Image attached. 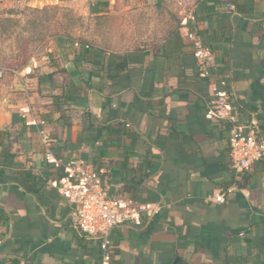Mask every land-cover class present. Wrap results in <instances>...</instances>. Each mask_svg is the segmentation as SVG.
I'll use <instances>...</instances> for the list:
<instances>
[{
	"label": "crops",
	"instance_id": "obj_1",
	"mask_svg": "<svg viewBox=\"0 0 264 264\" xmlns=\"http://www.w3.org/2000/svg\"><path fill=\"white\" fill-rule=\"evenodd\" d=\"M85 1L0 0V36L16 23L33 24L25 13L55 6L76 12L85 8ZM145 1H158V9L161 1L171 3L180 10L173 27L204 17L212 28L228 29L230 40L214 50L212 79L228 82L241 111L237 120L255 122L257 136L264 140V0ZM137 3L97 0L89 11L95 4V15L108 8L129 11ZM195 23L204 27L202 20ZM169 28L143 34L147 44L132 50L100 46L96 54L106 58L139 49L148 66ZM67 38H55L61 44L60 64L33 60L14 71V90L0 101V132L8 136L4 146L19 165L2 167L0 212L9 220L0 219V264H99L98 243L70 226L68 202L57 199L45 208L11 181L19 170L44 178L48 166L41 131L55 139V158L94 170L110 195L160 207L151 223L113 229L112 264H264V158L247 174H236L237 183L229 185L228 133L203 116L205 99L191 81L177 79L164 64L149 96L140 93L145 72L128 79L125 89H112L101 77L104 70L95 74L100 66L92 68L67 54ZM218 195L223 202H216Z\"/></svg>",
	"mask_w": 264,
	"mask_h": 264
},
{
	"label": "built area",
	"instance_id": "obj_2",
	"mask_svg": "<svg viewBox=\"0 0 264 264\" xmlns=\"http://www.w3.org/2000/svg\"><path fill=\"white\" fill-rule=\"evenodd\" d=\"M184 37L191 44L200 77L207 76L208 64L213 61L211 51L202 45L194 33L185 32ZM75 47H80V44L75 43ZM3 74L4 71L0 69V79ZM210 90L212 99L208 103L206 118L234 124L227 139L230 167L235 174H244L264 158V140L258 138L255 122L249 125H235L237 118L233 114L230 101L234 98L232 89L219 90L215 84H211ZM40 143L45 164L52 166L54 170H61L64 175L49 184L70 205V226L79 234L98 243L99 264H110L113 252L110 236L113 229L127 225L142 226L144 220L149 221L159 213L160 207L158 204L139 203L130 198L110 195L108 188L102 185L94 170L82 162H63L55 158L51 152L55 139L47 132H40ZM215 200L221 203L224 198L218 195Z\"/></svg>",
	"mask_w": 264,
	"mask_h": 264
},
{
	"label": "rangeland",
	"instance_id": "obj_3",
	"mask_svg": "<svg viewBox=\"0 0 264 264\" xmlns=\"http://www.w3.org/2000/svg\"><path fill=\"white\" fill-rule=\"evenodd\" d=\"M96 1L86 0L85 8L76 12L55 6L25 13L23 15L33 24L16 23L10 33L0 36V69L4 71L0 79V101L14 90V71L31 65L33 60L44 64L61 63L62 56L57 53L61 44L56 41L57 36L68 37L69 44L84 41L95 50L101 46L122 52L147 44L143 34L166 31L180 16V10H175L171 3L161 1L162 7L158 9V1L147 5L145 0H137V5L129 11L107 7L101 11L104 14L95 15L90 13L89 6ZM133 34L139 37L134 39Z\"/></svg>",
	"mask_w": 264,
	"mask_h": 264
},
{
	"label": "trees",
	"instance_id": "obj_4",
	"mask_svg": "<svg viewBox=\"0 0 264 264\" xmlns=\"http://www.w3.org/2000/svg\"><path fill=\"white\" fill-rule=\"evenodd\" d=\"M97 6L90 7V13H97ZM103 6V5H102ZM240 11L236 6V11ZM240 13V12H239ZM243 13V12H242ZM212 15H208L211 17ZM203 21L204 27L202 29L196 28L197 21ZM195 22L193 24H187L185 26L177 25L169 28L166 33V37L160 45L159 54L154 55L151 64L144 67L146 63V55L141 50H134L132 52H127L123 54H109L106 58L96 54V50L93 48H85L87 45L84 41L80 42V47L75 48L74 43H71V40H67L64 45V50L67 54L72 55L73 58H77L81 63L90 65L92 68L100 66L96 71V75H99L101 71L104 70V74L102 77L103 80L109 82V86L112 89L123 90L125 89V82L132 77L141 76L143 72V84L141 87L140 93L144 96H149L152 89L153 84L156 82L157 78V70L159 65H169L172 69V72L175 73L177 79L186 80L185 84H188V81H191L189 85H193V87L198 90V94L205 99L206 106L203 110V116L206 117V112L208 109V103L212 99V94L210 90L211 84H215L219 90H229L228 82H221L222 80L215 81L212 79L211 68L213 67L214 61V50L216 48L217 43H223L231 38V33L224 27L221 29L218 27L216 29L212 28L209 21L205 20L204 17H196ZM195 24V26H194ZM191 32L194 33L201 41L202 45L208 48L213 56V61L208 64V75L205 77H200L198 65L195 60L192 51H185V48L191 47L190 42L182 36V33ZM62 54V51H61ZM169 68V69H170ZM186 71H190L191 76L186 75ZM51 76V75H49ZM149 80V87H146V81ZM117 86L119 88H117ZM88 88L91 86H87ZM75 89L77 91L80 90L78 85H75ZM204 89V90H203ZM70 91H68L65 97L70 100L71 97ZM199 96V97H200ZM231 105L233 107V114L235 116H239L241 112L238 108V105L234 101V98H231ZM85 116L88 118L91 116L90 113H85ZM222 126H224L227 133L234 125L233 123L219 120L217 121ZM251 120L241 123L239 120L235 123V125H249ZM92 126V124H90ZM7 135L4 132H0V146H3L2 151L0 152V183L3 181V169L2 167L8 166L10 168H19V165L14 163V159L16 157L15 154L11 153L9 148L4 146V139H7ZM54 139V138H53ZM228 139V137H227ZM229 149V148H228ZM263 159V158H262ZM48 170L44 173V178H40L30 171L19 170L14 174L11 179L12 182H15L16 185L22 186L25 193H30L35 196L36 200L40 205L45 208H51L57 199H62V197L58 194L57 190L50 186V182L54 180H59L64 175L61 170H54L52 166L47 165ZM232 171V180L229 182V185L236 184L237 182L234 180V176L236 174ZM247 174L244 173L243 175ZM42 184L39 186V184ZM38 186L40 188H38ZM17 187V186H16ZM42 187V188H41ZM45 187L47 188L46 190ZM43 189V190H41ZM47 195V197H46ZM64 200V199H62ZM0 219L2 223L8 222L9 218L7 216H3L0 212ZM153 220V218L150 220ZM144 224V221L142 225ZM111 240V236H110ZM112 242V240H111ZM112 257L110 264H112Z\"/></svg>",
	"mask_w": 264,
	"mask_h": 264
}]
</instances>
